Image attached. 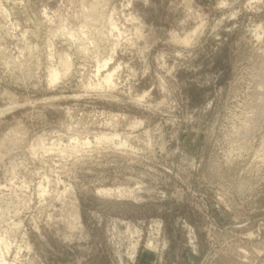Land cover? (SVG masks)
Returning <instances> with one entry per match:
<instances>
[{"label": "rangeland", "instance_id": "obj_1", "mask_svg": "<svg viewBox=\"0 0 264 264\" xmlns=\"http://www.w3.org/2000/svg\"><path fill=\"white\" fill-rule=\"evenodd\" d=\"M0 264H264V0H0Z\"/></svg>", "mask_w": 264, "mask_h": 264}, {"label": "bare ground", "instance_id": "obj_2", "mask_svg": "<svg viewBox=\"0 0 264 264\" xmlns=\"http://www.w3.org/2000/svg\"><path fill=\"white\" fill-rule=\"evenodd\" d=\"M190 37V36H189ZM190 41V40H189ZM189 41L186 39L185 40V43L184 44H187L188 45V43H189ZM188 42V43H187ZM106 66V65H105ZM101 71V70H100ZM112 73H109L108 75H106V77H105V82L108 84V85H110V84H112ZM51 78H52V82L51 83H56L57 81H58V79H59V76H58V74H55L54 72H53V74H51ZM107 192V191H106ZM150 241V240H149ZM147 248L148 249H150V250H156V246H155V244H154V242H152V241H150V242H148V244H147ZM9 249V248H8ZM2 251V250H1ZM7 252V251H6ZM1 253H3V252H1ZM10 253V252H9ZM8 253V254H9ZM7 255V254H6ZM4 261V260H3ZM5 262V261H4ZM6 263V262H5Z\"/></svg>", "mask_w": 264, "mask_h": 264}]
</instances>
